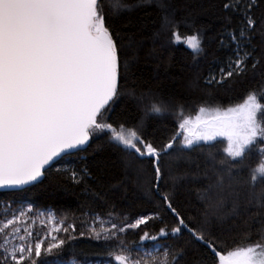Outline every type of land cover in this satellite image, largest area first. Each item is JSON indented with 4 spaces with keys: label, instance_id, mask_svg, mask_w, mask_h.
<instances>
[{
    "label": "snow or ice",
    "instance_id": "obj_1",
    "mask_svg": "<svg viewBox=\"0 0 264 264\" xmlns=\"http://www.w3.org/2000/svg\"><path fill=\"white\" fill-rule=\"evenodd\" d=\"M149 5L162 18L144 38L153 60L161 59L157 45H184L197 60L212 58L206 85L251 75L260 87L226 109L200 106L194 117L185 102L141 87L145 42L123 32L132 21L121 18ZM216 21L197 26L173 0H121L117 10L111 0H0V189L23 190L59 172L58 160L74 158L64 187L83 198L79 226L75 216L30 202H0V264H264V0H220ZM182 25L193 31L181 35ZM169 116L172 135L153 136L151 126ZM98 134L105 138L92 148ZM218 137L227 141L224 158L209 151L213 163L201 165L192 154ZM107 149L136 174L150 211L131 214L115 199L126 185H102L89 156ZM254 151L262 159L250 167ZM170 159L189 167L172 175ZM182 195L195 198L199 214L180 210ZM242 219L247 228L229 245ZM130 230H139L134 246ZM78 239L104 249L88 252L71 243Z\"/></svg>",
    "mask_w": 264,
    "mask_h": 264
},
{
    "label": "trees",
    "instance_id": "obj_2",
    "mask_svg": "<svg viewBox=\"0 0 264 264\" xmlns=\"http://www.w3.org/2000/svg\"><path fill=\"white\" fill-rule=\"evenodd\" d=\"M118 7H111L113 10L120 8L121 0H115ZM178 15H189L195 18L197 26L209 25L218 23L216 17L219 16L220 0H173ZM160 10L154 5H149L144 8L135 9L131 13H125L122 21L126 22L127 18H131L132 25L123 28V32L130 34L136 40H144L149 34V30L156 29L161 23ZM146 27L144 30L140 29V25ZM193 31L192 28L181 26V35H186ZM145 47L140 51L139 74L141 79L139 84L144 88H151L153 90L162 92L167 98L169 95L176 97L178 102H185V109L187 114L193 115L197 112L200 106L220 107L226 109L230 106H235L236 103H241L243 98L249 90L260 87L261 82L259 78H252L251 75L243 79L237 78L231 81H226L224 86L206 85L205 78L208 73V64L211 62V57L208 61L197 60L193 57L191 51L184 45H168L164 49H160L157 45V55L161 57L159 61L152 59L150 52L152 48L151 41L144 40ZM159 63V67H157ZM197 64L200 65L197 68ZM213 68L216 65H212ZM195 86H194V83ZM116 119V117H113ZM176 122L175 116H169L167 122L163 124H154L150 128L153 136H168L173 133V125ZM104 134H98L90 141L92 148L96 144L102 143ZM203 145V150L193 153V157H198V162L203 165L206 162L211 164L213 161L209 158V151L217 157L224 158L225 142L215 141L209 145ZM91 152V148L89 149ZM262 157L255 151L251 153L245 163L250 167L258 165ZM89 160L93 161V171L100 178L102 185L107 190L112 186L126 185V191L123 188L117 190L116 203L131 205L128 209L131 214L144 213L150 211L152 205L149 204L143 197L142 192H139L136 187V177L129 173L125 166L124 160L121 159L120 153L115 149H107L104 152L96 153L89 156ZM74 158H64L57 162L60 168L58 172L52 169L48 172L41 183L35 184L18 192H0V202L11 201L14 205L31 203L35 208L42 210H51L60 216L67 215L69 217L75 216L76 223L82 219L81 210L83 198L78 189H67L64 187L65 177L63 172L66 167L77 164ZM165 171L172 175H179L189 167L187 160H167L165 161ZM219 166V165H217ZM150 175V173H147ZM261 185L256 186V193L261 191ZM181 199L184 200L181 207L182 212L199 214L200 205L194 197L185 199L183 195ZM93 209L98 208V205H91ZM3 206L0 204V213L3 212ZM246 219V218H245ZM149 231H154L152 225L148 226ZM247 225L244 220L233 222L232 232L228 235L229 245H233V236L237 233L245 231ZM126 241L130 246L139 243V230H130L126 236ZM73 245H78L88 252L103 251L104 245L88 240L78 239L71 242ZM148 243V242H145ZM234 246V245H233ZM79 248L77 251H79ZM64 257L67 260L69 252L67 245L65 246ZM59 251V250H54ZM77 260L79 256L75 257Z\"/></svg>",
    "mask_w": 264,
    "mask_h": 264
},
{
    "label": "rangeland",
    "instance_id": "obj_3",
    "mask_svg": "<svg viewBox=\"0 0 264 264\" xmlns=\"http://www.w3.org/2000/svg\"><path fill=\"white\" fill-rule=\"evenodd\" d=\"M111 2H112V6H113V4H114V7H118L116 4V1L115 0H111ZM185 111V115L186 116H188V115H190V114H187V111L186 110H184ZM198 111V110H197ZM197 113V112H196ZM196 113H194L193 115H191V116H195L196 115ZM176 118V117H175ZM218 140H220V141H223V142H225V147L227 146V141L226 140H224L223 138H221V137H218L217 138V140L216 141H218ZM213 142H215V141H213ZM212 143V142H211ZM201 144H204V142H201ZM174 160V159H173ZM125 162V161H124ZM128 169V171H129V173H132V176H134V177H136V174L131 170V169H129V168H127Z\"/></svg>",
    "mask_w": 264,
    "mask_h": 264
},
{
    "label": "water",
    "instance_id": "obj_4",
    "mask_svg": "<svg viewBox=\"0 0 264 264\" xmlns=\"http://www.w3.org/2000/svg\"><path fill=\"white\" fill-rule=\"evenodd\" d=\"M58 161H59V160H58ZM58 161H57V162H58ZM43 179H44V177H42L41 180H40L39 182H37L36 184L41 183V182L43 181ZM33 185H35V184H33ZM33 185L25 186V189H26V188H29V187H31V186H33ZM23 190H24V189H23ZM18 191H22V190L0 189V192H18Z\"/></svg>",
    "mask_w": 264,
    "mask_h": 264
}]
</instances>
